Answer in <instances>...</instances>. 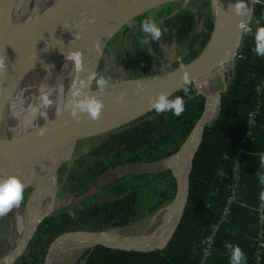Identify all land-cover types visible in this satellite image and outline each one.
Returning a JSON list of instances; mask_svg holds the SVG:
<instances>
[{"label":"rangeland","instance_id":"obj_1","mask_svg":"<svg viewBox=\"0 0 264 264\" xmlns=\"http://www.w3.org/2000/svg\"><path fill=\"white\" fill-rule=\"evenodd\" d=\"M83 1L85 0H68V5L72 6ZM55 2L56 0H17L14 5V18L18 22L32 21L49 12ZM163 2L168 3H163L155 8L174 4L178 10L191 11L196 14L195 24L189 37L184 41L177 38L172 40L161 38L159 42L150 40L149 44H141L142 37L139 35L141 21H136L134 18L123 26L120 22L105 47L96 79L92 85L93 89L99 88L97 79L100 77L109 81L107 85L121 81L150 79L192 62L213 38L217 22L226 10V3L222 0H164ZM258 2V6H264V0ZM153 7L145 12L153 11L155 9H152ZM149 17L152 18V14ZM160 23H158L159 26ZM210 23H213L211 33L209 31ZM259 23V20L253 19L252 16L250 24L244 29V35L256 33ZM202 32L206 34L209 32V39L204 47L202 46L204 42ZM194 53L197 54L193 56ZM233 64L234 62L226 69V75L229 78L232 75ZM159 66L163 68L162 71H158ZM76 71L77 66L73 62L64 63L51 75L48 81L46 79L49 73L46 72L45 64H39L29 71L18 87L11 104L7 105L5 132L7 137L20 136L61 115L66 108V94ZM195 90L204 94H215L224 90V84L221 77L215 74L201 82ZM43 95H47L51 101V104L46 107L42 106ZM218 104L217 99L214 106L210 105L205 124L210 125L216 120ZM33 109H36L35 116L32 114ZM41 112L44 115H40ZM155 112L154 109H148L134 116L123 118L106 128L88 132L84 139L78 143L71 157L59 167L57 172L56 210H60L62 215L68 214L71 217V219H64L60 215L62 218L58 219V224L66 225L68 232H55L56 228L53 227V224L44 222L45 219L29 241L26 251L12 264H85L89 253L97 246L93 240L86 236H74L69 240H64L70 234L92 233L96 234L102 242L116 245L125 240H143L156 233L149 245L152 247L168 238L170 234L166 233L163 236L162 230L166 227L164 225L167 209L173 201L145 219L117 227L111 224L107 225L104 221L94 220L91 215L74 213L83 209L91 211L103 208L115 200L117 197L107 195L104 190L113 181L124 176L151 175L169 170V167H172L176 172L180 171L179 158L173 161L172 159L179 154L184 143L179 146L176 154L160 162L117 166L110 168L100 176L96 174L107 163L105 157L119 149L118 144L108 143L110 136L129 130L134 125L152 118ZM193 152L189 158L192 157ZM81 156L83 159L78 161L77 158ZM184 182L185 185L186 179ZM30 195L31 188L25 187V198L21 205L18 208H13L6 215L0 216V264L9 252L16 249L21 240L27 225L26 205ZM48 205L49 201L46 203V206ZM54 215L56 212L49 217Z\"/></svg>","mask_w":264,"mask_h":264},{"label":"trees","instance_id":"obj_2","mask_svg":"<svg viewBox=\"0 0 264 264\" xmlns=\"http://www.w3.org/2000/svg\"><path fill=\"white\" fill-rule=\"evenodd\" d=\"M147 13L139 15L135 20L142 22L152 14L154 21L157 24L161 22L160 27L167 29L166 32L162 31L157 42L161 38L184 41L189 37L196 20L195 13L178 10L174 4L160 6ZM255 18L259 20L260 27H264V6L255 5L253 19ZM212 29L213 23H210V33ZM139 35L143 37L142 30ZM202 36L204 47L209 39V32H202ZM263 63L264 57L257 56L255 52V33L245 34L240 53L231 69V78L227 76L229 86L218 104V116L204 130L189 177L187 205L167 246L151 252L122 251L97 246L89 253L85 264H198L200 246L196 242L202 221L206 214L214 220L221 210L224 199L218 190L228 181L244 119L250 111L259 107L260 96L256 88L264 78ZM162 69L161 66L158 67V71ZM250 80L254 81L252 88L248 86ZM185 89L170 98H183L185 107L180 116L173 115L171 111H156L152 118L129 130L111 135L108 143L118 144L119 149L105 157L107 163L96 174L100 176L117 166L160 162L176 154L200 120L206 102L205 97L193 85ZM81 159L82 156L77 158L78 161ZM104 193L117 198L103 208L91 211L83 209L74 213L91 215L94 220L104 221L115 227L126 225L145 219L172 202L177 193V184L172 172L165 170L151 175L124 176L109 184ZM55 212L56 215L48 217L44 222L53 224L55 232H68V227L58 224V219L71 217L60 214V210Z\"/></svg>","mask_w":264,"mask_h":264},{"label":"water","instance_id":"obj_3","mask_svg":"<svg viewBox=\"0 0 264 264\" xmlns=\"http://www.w3.org/2000/svg\"><path fill=\"white\" fill-rule=\"evenodd\" d=\"M3 1L4 0H0V4ZM98 1L100 0H85L81 3L70 6L68 5V0H64L63 12L69 13L85 5L87 6ZM222 1H225L226 3V10L222 18L220 19H223L222 25L219 28V20L217 22L216 29H214L215 31L213 38L205 46L202 53L192 62L180 66L161 76L152 77L150 79L116 82L105 86L102 91L100 88H92L95 79L89 80L85 88L81 89L70 98H67L66 108L61 115L20 136L11 138L8 137L6 141L0 142V176L6 177L10 174L21 175L23 171H25L32 164L36 163L38 159L42 157V155L53 149L65 138L75 140V151L78 143L84 139L89 131L94 129L106 128L109 125L116 124L123 118L134 116L137 113L151 109L149 107V99L150 97L156 96L157 93L167 92L170 94L169 98H171L176 92L185 89L189 85H193L195 89H197L198 85L201 82L211 77L212 75L216 74L221 77L224 84V90L215 94H204L201 91L198 92L205 97L206 102L204 112L200 120L194 127L192 133L184 142V145L180 149L179 154L175 155L172 159L173 161L174 159L179 158L181 166L180 171L176 172L172 169V167L168 168L172 172L173 177L176 181L177 193L175 199L167 209L166 222L164 226H166V224L168 223V219L170 218L172 212H174L178 208H181L182 213L178 223L173 228L172 233L168 236L164 245L162 247H158V245L155 247L149 246L151 245L150 243L154 239L156 233L154 234V236L144 238L143 240H125L116 245L102 242V240H100L96 234L92 233L70 234L69 236L64 238V240H69L74 236H86L95 242V246H102L122 251L151 252L165 248L172 239L176 229L178 228L182 220L187 205L189 194V177L192 170L193 160L202 142L204 130L207 126H209V124H205L209 107L214 100L218 99V101L220 102L222 94L225 93L228 89L226 69L228 68V66L232 65V63L236 60L240 53L244 36V29L251 22L255 3L257 0H230L229 4L227 0ZM9 2L10 3L7 7V11L14 18V5L17 0H9ZM168 2H159L152 9ZM240 3L244 4V7L249 11V14L239 15L236 13L235 7ZM57 4L58 0H56L55 5L49 12L44 13L43 15L32 21L24 22L31 24L34 21L40 20L45 15L51 13L56 8ZM95 9L96 8L91 10V12ZM144 13L146 12L142 11L141 9L134 11L126 19L120 21L121 25L123 26L127 22ZM107 43L104 46V50ZM101 59L102 57L100 58L96 68L93 70L91 75L95 74L96 76ZM258 62H260V60H258ZM184 73H187L189 76L187 83H183L181 79ZM23 79L21 80V83ZM137 81H142L144 83L143 91H139L137 89ZM253 84L254 81L250 80L248 86L252 88ZM93 98L99 99L103 103L101 114L96 119H92L90 117V112L80 106L82 102ZM41 130H43V134H40ZM199 133L200 142L194 150L192 157L189 158L190 153L192 152L193 142L195 141ZM184 178L186 179L185 185ZM57 192L58 187L56 188V197ZM55 210L56 199H54L53 202L52 213H54ZM48 217H45L44 219H42V221L39 222L36 230L39 225ZM211 220V216L206 214L202 221L199 237L196 242L199 246L201 244L202 237L207 233V229L210 225ZM36 230L34 234L36 233Z\"/></svg>","mask_w":264,"mask_h":264},{"label":"bare ground","instance_id":"obj_4","mask_svg":"<svg viewBox=\"0 0 264 264\" xmlns=\"http://www.w3.org/2000/svg\"><path fill=\"white\" fill-rule=\"evenodd\" d=\"M163 1L100 0L65 13L64 0H58L56 8L51 13L34 23L26 24L12 17L7 11L10 2L4 0L0 4V61L3 62V66L0 67V142L8 138L5 133L7 105L11 104L21 80L28 71L39 64H45L46 72L49 73L46 79L48 81L64 63L73 62L77 66V71L66 94V97L70 98L87 86L88 77L96 68L105 44L120 21L136 10L141 9L145 12ZM94 8L96 9L91 12ZM222 21L223 19L218 24L219 28ZM214 102L215 100L211 106H214ZM199 141L200 133L193 142L192 152ZM74 148L75 140L65 138L20 175L26 187L31 188L26 205L27 225L16 249L9 252L1 264H12L16 261L26 251L39 222L52 214L58 187L57 172L71 157ZM180 216L181 209L171 215L167 223V234L172 233Z\"/></svg>","mask_w":264,"mask_h":264},{"label":"clouds","instance_id":"obj_5","mask_svg":"<svg viewBox=\"0 0 264 264\" xmlns=\"http://www.w3.org/2000/svg\"><path fill=\"white\" fill-rule=\"evenodd\" d=\"M235 11L239 15L249 14V11L245 9L244 4L240 3L236 5ZM141 30L143 37L140 41L141 44H149V41H158L162 35V29L153 18H146L141 22ZM255 52L259 57H264V27H259L255 33ZM79 55L78 53L76 54ZM3 66V62L0 61V67ZM89 80L96 79L95 74L88 77ZM183 83H187L189 76L184 73L181 77ZM109 84V81L103 77L97 79V85L101 89ZM137 89L143 91L144 83L137 81ZM187 92V89H185ZM170 94L167 92L157 93L156 96L150 97L149 107L157 112H168L171 111L173 115L180 116L184 111V100L182 97H176L175 99L169 98ZM122 99V98H121ZM51 104L47 95L42 96V106L46 107ZM82 108L87 109L90 112V117L96 119L101 114L103 103L101 100L93 98L84 101L80 105ZM36 109L32 110L33 116H35ZM40 115H44L43 112ZM40 134H43L41 130ZM25 187L26 183L20 178L19 174H10L6 177L0 176V216H4L9 213L13 208H18L25 198ZM230 252V264H246V255L242 249L237 245L226 244Z\"/></svg>","mask_w":264,"mask_h":264},{"label":"crops","instance_id":"obj_6","mask_svg":"<svg viewBox=\"0 0 264 264\" xmlns=\"http://www.w3.org/2000/svg\"><path fill=\"white\" fill-rule=\"evenodd\" d=\"M262 70L264 71V63L262 64ZM260 110L261 119L258 139L251 145L249 155L244 164L246 182L241 192V199L244 205L235 206L232 218L218 236L215 251L209 264H230V252L225 247L226 244L238 245L246 255V264H264V257L260 262H255L253 256L254 237L258 231V215L255 210L254 200L258 188L264 184V93L260 101ZM227 186L228 181L226 180L219 187L218 191L222 199L227 196ZM167 227L168 225L162 230L163 236L168 233ZM165 242L166 238L159 243L158 247H162Z\"/></svg>","mask_w":264,"mask_h":264},{"label":"built area","instance_id":"obj_7","mask_svg":"<svg viewBox=\"0 0 264 264\" xmlns=\"http://www.w3.org/2000/svg\"><path fill=\"white\" fill-rule=\"evenodd\" d=\"M258 1L259 0L256 1L255 5L259 3ZM259 27L260 25L257 26V28ZM256 91L261 101V97L264 93V78L256 88ZM260 101L259 107L250 111L244 119L239 137V145L235 150L228 177V193L222 203L221 210L217 213L216 218L211 220L206 235L202 237L198 264H209L215 251L218 236L224 226L227 225L232 218L235 206L239 204L244 205L241 199V192L246 182L244 164L249 155L251 145L258 139L261 119ZM254 201L255 210L258 215V231L254 237L253 256L255 262H260L264 257V184L258 188Z\"/></svg>","mask_w":264,"mask_h":264}]
</instances>
